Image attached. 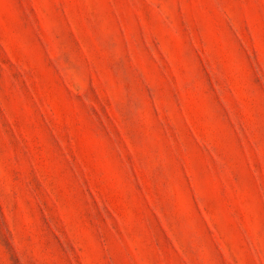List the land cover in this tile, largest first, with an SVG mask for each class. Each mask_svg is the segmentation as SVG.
I'll return each mask as SVG.
<instances>
[{"label":"rangeland","instance_id":"obj_1","mask_svg":"<svg viewBox=\"0 0 264 264\" xmlns=\"http://www.w3.org/2000/svg\"><path fill=\"white\" fill-rule=\"evenodd\" d=\"M0 264H264V0H0Z\"/></svg>","mask_w":264,"mask_h":264}]
</instances>
